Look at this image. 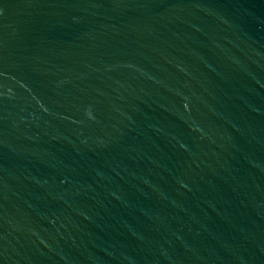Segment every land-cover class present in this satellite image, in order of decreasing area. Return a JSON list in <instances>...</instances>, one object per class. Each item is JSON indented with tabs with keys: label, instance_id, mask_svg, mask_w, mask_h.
Listing matches in <instances>:
<instances>
[{
	"label": "water",
	"instance_id": "95a60500",
	"mask_svg": "<svg viewBox=\"0 0 264 264\" xmlns=\"http://www.w3.org/2000/svg\"><path fill=\"white\" fill-rule=\"evenodd\" d=\"M0 264H264V0H0Z\"/></svg>",
	"mask_w": 264,
	"mask_h": 264
}]
</instances>
